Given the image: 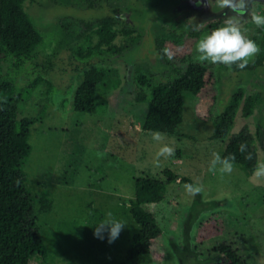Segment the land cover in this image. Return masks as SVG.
<instances>
[{
  "label": "rangeland",
  "instance_id": "obj_1",
  "mask_svg": "<svg viewBox=\"0 0 264 264\" xmlns=\"http://www.w3.org/2000/svg\"><path fill=\"white\" fill-rule=\"evenodd\" d=\"M106 1L108 6L94 11L85 7L86 0H26L24 11L40 33L41 43L30 59L16 60L0 50V76L12 81L16 90L35 77L41 78L30 97L19 103L17 114L18 118L35 120L29 137L32 150L24 168L26 186L36 199L45 192L52 201L49 212L39 213L38 201L34 208L48 263L122 262L131 236L139 230L129 214L134 180L138 176L164 177L162 171L169 168L192 184L201 185L203 191L191 196L185 183L177 181L167 186L161 202L145 205L155 215L162 234L152 241L149 254L131 264H178L170 240L181 243V232L195 199L218 202L217 208L200 214L191 229L192 245L200 254L217 258V264H264V179L257 180L253 172L246 173L238 165L223 177L219 171L209 172L212 154H221L232 134L244 125L253 134L257 162H264V66L248 81L246 73L236 75L223 64L204 62L209 66L205 87L198 94L183 92L182 122L174 134L161 133V141L153 139L156 132L142 129L147 101L136 100L140 88L149 93L147 86L138 84V75H145L153 85L165 82L175 69L183 70L189 62L197 61L199 39L229 19L264 49L263 28L251 18L252 12L261 14L264 6L259 4L264 2H249L240 16L228 14L192 26L188 22L191 18H201L211 10L212 14L223 13L219 10L224 7L218 0H206L209 2L204 5L197 4L201 7L196 14L186 10L166 22L163 16L150 17L153 10L169 12L173 5L184 8V0H141L154 3L138 11L127 9L130 15L126 18L131 16L140 24L132 32L137 37L135 42L121 47L129 43L131 35H122L120 30L125 27L119 25L113 40L117 49L104 48L88 55L90 42L97 38L86 25L95 26L97 18L111 14L123 16L114 12L115 7L125 9L129 0ZM193 6L190 1L188 7ZM157 20L166 27L155 24ZM142 24H153L154 43L150 40L140 47ZM155 37H159V45ZM80 48L82 54L78 53ZM164 49L171 53V60ZM91 66L104 73L95 87V110L75 111L74 94L84 71ZM238 76L245 80L234 84L233 78ZM261 82L262 87L255 86ZM237 89L243 96L228 135L223 140L211 139L213 119L222 111L229 91ZM248 96L254 105L252 113L244 116L242 109ZM165 144L175 148V155L161 157L157 165L155 155ZM108 213L125 224L111 243L107 231L102 239L94 235L95 226L109 219Z\"/></svg>",
  "mask_w": 264,
  "mask_h": 264
},
{
  "label": "trees",
  "instance_id": "obj_2",
  "mask_svg": "<svg viewBox=\"0 0 264 264\" xmlns=\"http://www.w3.org/2000/svg\"><path fill=\"white\" fill-rule=\"evenodd\" d=\"M26 0H0V50L13 56L16 60L30 59L41 43V35L25 13L23 4ZM86 30L96 35V42H90L88 55L97 54L106 49H117L113 40L118 34L113 18H101L95 26L87 25ZM122 35L130 36L129 43L121 47H129L136 36L133 30L125 27L120 30ZM264 32V28H263ZM90 39V34H87ZM160 44L159 37H155ZM90 41V40H89ZM134 41V42H133ZM121 49V48H119ZM83 49H78L82 54ZM253 61V62H252ZM249 62L246 68L254 63L264 61V49L261 48L256 58ZM238 69L234 64L232 66ZM209 66L198 61L189 62L183 70L175 69L173 75L165 82L151 84L149 78L140 74L137 76L140 87L147 86L146 95L140 88L136 100L147 101V112L142 123V129L148 132H159L172 135L183 119V92L198 94L206 85V75ZM104 76L100 68L91 66L83 73V79L78 85L73 97V108L79 112H93L96 107L95 87ZM35 77L27 86L16 90L9 79L0 76V264H49L46 249L43 244L37 217L35 203L38 201V212H49L52 201L45 192L36 199L26 186V161L31 154L29 137L33 118H18V106L26 101L34 88L40 82ZM243 96L237 89L229 96L222 111L213 119L211 139L223 140L229 133ZM253 101L250 96L245 99L243 115L252 112ZM246 143L251 160L241 154L239 145ZM235 155L234 165L240 166L246 173L254 172L257 164V149L253 134L244 125L233 133L221 157ZM164 177L138 176L135 178L134 197L130 200L129 214L139 226L125 251V259L119 264H131L144 255L149 254L152 241L160 237L162 228L155 215L145 208V205L161 202L165 198L167 186L171 183L191 181L169 168L162 171ZM218 207L215 200L202 201L195 199L190 206V213L181 232V243L170 240L171 249L178 264H217L218 259L200 254L191 242V229L200 214ZM129 262V263H128Z\"/></svg>",
  "mask_w": 264,
  "mask_h": 264
},
{
  "label": "clouds",
  "instance_id": "obj_3",
  "mask_svg": "<svg viewBox=\"0 0 264 264\" xmlns=\"http://www.w3.org/2000/svg\"><path fill=\"white\" fill-rule=\"evenodd\" d=\"M221 7H228L233 10L242 9L245 7V0H218ZM252 22L257 26L264 28V15L252 12ZM198 56L197 61L200 63L208 62L211 64H223L231 68L234 64L240 70L246 68L249 62L260 51L259 45L245 34L239 27V24L232 19H229L224 26L217 27L210 34L204 35L196 44ZM165 55L171 60L173 57L168 49H164ZM153 139L161 141L164 139L161 133H153ZM241 154H246L245 159L251 160L252 153L248 152V145L241 143L239 145ZM175 155V148L165 144L159 149L155 155V162L159 165L161 157L168 158ZM213 159L209 166V172L215 174L217 171L223 177L224 174H231L234 170L235 155L230 154L227 157H221L219 153L214 152ZM219 165V168L217 166ZM253 176L257 179H264V162H257ZM186 192L195 196L203 191L199 184H185ZM109 219L102 221L95 226L94 235L98 238H103L102 233L107 231L108 242L111 243L118 238L125 224L119 220L111 218V213H108Z\"/></svg>",
  "mask_w": 264,
  "mask_h": 264
},
{
  "label": "flooded vegetation",
  "instance_id": "obj_4",
  "mask_svg": "<svg viewBox=\"0 0 264 264\" xmlns=\"http://www.w3.org/2000/svg\"><path fill=\"white\" fill-rule=\"evenodd\" d=\"M111 1V0H110ZM151 1V0H150ZM148 2V1H146V3L147 4H145V3H143V2H141V0H129L128 1V3H127V6H126V8L125 9H122V8H117V7H115V10H114V12L115 11H117L119 14H123V16H120V15H108V16H103V17H100V18H97L96 19V22H95V24L101 19V18H104V17H111V18H113L114 20H115V22H116V25L117 26H119V25H121V27H130V29H134V28H136V27H138V26H140V24L138 23V22H135L134 20H128L126 17H128V14H125L124 13V11L125 10H127V9H129V8H131V9H135V10H137L138 8L139 9H146L148 6H151L154 2H155V0H153L152 2ZM107 1L106 0H86V2L84 3L85 4V7L86 8H89V9H94V11H96V9H98V8H100L101 6H103V5H105V6H108L107 5ZM259 5H261V6H264L263 4H259ZM114 6H117V5H114ZM87 10V9H86ZM138 11V10H137ZM113 12V13H114ZM117 13V14H118ZM261 14L262 15H264V7L262 8V11H261ZM125 15V16H124ZM130 15V14H129ZM118 16H120L121 18H120V21H117V19H118ZM129 18H131V16H129ZM89 23V22H88ZM155 24H160V25H164L165 27H166V25L162 22V21H159V20H157L156 21V23ZM88 25H92V24H88ZM153 25V24H152ZM87 26V25H86ZM208 26H209V28H213V26L212 25H210V24H208ZM152 27V26H151ZM162 28V27H161ZM214 30V29H213ZM252 61V60H251ZM250 61V62H251ZM253 62V61H252ZM263 66H264V61L263 62H261L260 64H258V63H254V65L251 67V68H244L243 70H240V69H235V68H233V67H231V69L234 71V73L233 74H236V75H238V74H240V75H243V74H245L246 73V75H247V80L249 81V79L250 78H252V77H255L256 75H257V71L258 70H262V68H263ZM243 80H245L244 78H242V76H238V78H233V81H234V84H235V82L237 81V82H239V81H243ZM255 85V84H254ZM255 86H257V87H262V82L261 83H258V84H256ZM232 90H230L229 91V96L232 94ZM229 96H227V98H226V102H225V104L227 103V101H228V99H229ZM251 97V96H250ZM252 98V97H251ZM263 99H264V92H263ZM252 101H253V98H252ZM253 105H254V101H253ZM252 109H253V107H252ZM252 113V112H251Z\"/></svg>",
  "mask_w": 264,
  "mask_h": 264
},
{
  "label": "water",
  "instance_id": "obj_5",
  "mask_svg": "<svg viewBox=\"0 0 264 264\" xmlns=\"http://www.w3.org/2000/svg\"><path fill=\"white\" fill-rule=\"evenodd\" d=\"M186 2V5L184 8H181L180 6H177V5H173L171 6L170 8V11L169 12H164L162 9H158V8H155L153 10V14L151 13L150 17L153 15V19L157 18V17H165L164 18V21L166 22H171L173 16L176 14V13H179V12H183V11H189V12H193L196 14V10L197 9H200V7H197V4L201 3V5H204L206 3H208L206 0H184ZM190 1H193V3L196 4V6H193L191 8L188 7V4L190 3ZM212 1H217V0H212ZM246 2V5L244 8L242 9H238V10H233L231 8H228V7H224L222 8V10H219V11H223V13H219V14H212V10L210 12H208L209 14H204L203 17H199L198 19H196L195 17L191 18L190 20H188L189 23L192 24V26H197L198 24H202L204 21L206 20H209V19H212V18H220V17H224L226 15H237V16H240L242 13H245L246 11V7L248 6V3L249 2H264V0H247L245 1ZM214 6H216V3L214 4ZM130 10V9H129ZM125 14H129V11L127 10V12H124ZM132 18H128V20H131ZM151 26L150 24L148 25H143L142 24V28L144 30V36H143V40L141 42V46L142 47L144 44L148 45L150 40L152 43H154V38H153V34L151 32Z\"/></svg>",
  "mask_w": 264,
  "mask_h": 264
},
{
  "label": "bare ground",
  "instance_id": "obj_6",
  "mask_svg": "<svg viewBox=\"0 0 264 264\" xmlns=\"http://www.w3.org/2000/svg\"><path fill=\"white\" fill-rule=\"evenodd\" d=\"M195 6H196V4H195Z\"/></svg>",
  "mask_w": 264,
  "mask_h": 264
}]
</instances>
